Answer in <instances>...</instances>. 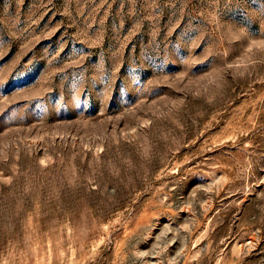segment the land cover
Instances as JSON below:
<instances>
[{
    "label": "rangeland",
    "instance_id": "rangeland-1",
    "mask_svg": "<svg viewBox=\"0 0 264 264\" xmlns=\"http://www.w3.org/2000/svg\"><path fill=\"white\" fill-rule=\"evenodd\" d=\"M0 264H264V0H0Z\"/></svg>",
    "mask_w": 264,
    "mask_h": 264
}]
</instances>
